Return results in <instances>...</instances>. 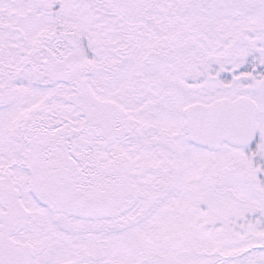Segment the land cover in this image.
Returning a JSON list of instances; mask_svg holds the SVG:
<instances>
[{
    "label": "rangeland",
    "instance_id": "1",
    "mask_svg": "<svg viewBox=\"0 0 264 264\" xmlns=\"http://www.w3.org/2000/svg\"><path fill=\"white\" fill-rule=\"evenodd\" d=\"M37 4H28L21 29L29 49L28 81L10 83V95L0 97V153L23 152L37 158L49 153L51 139L59 142L64 136L73 139L74 153H83L98 142L97 135L104 134L110 174L119 163L138 172L143 157L154 164L171 154L173 175L157 188L154 216L169 213L187 220V264H264V0H39ZM21 19L15 18L12 25ZM68 31L74 41L65 35ZM42 35L52 46L62 43L72 53L79 35L86 40L79 52L90 51L92 64L82 60L89 67L78 70L75 91L65 84H47L50 76L40 70L33 53ZM196 77L210 78L203 85L205 96L176 98L178 89L172 82L193 86ZM230 81L233 91L225 88ZM218 86L213 97L211 90ZM149 91L157 96L146 97ZM90 93L92 103L108 100L116 107L109 106L101 117L95 103L90 109L84 106ZM239 95L251 97L257 105L252 148L223 146L209 152L177 147L174 157V152L160 146L163 140L152 144L151 138L164 128L179 132L183 110ZM147 107H151L149 115L142 111ZM154 113L160 120L155 121ZM97 118L104 120L103 129ZM119 121L126 130L119 131ZM89 124L100 128L95 132ZM111 155L120 160L112 161ZM219 182L223 186L211 192ZM20 185L25 193V184ZM25 195V201L33 202L28 192ZM43 196L40 190L48 218L54 202ZM166 233L149 226L133 231L124 264H144L149 258V264L170 261L162 249L169 238ZM161 235L167 237L160 240ZM149 241L152 248H147Z\"/></svg>",
    "mask_w": 264,
    "mask_h": 264
},
{
    "label": "flooded vegetation",
    "instance_id": "2",
    "mask_svg": "<svg viewBox=\"0 0 264 264\" xmlns=\"http://www.w3.org/2000/svg\"><path fill=\"white\" fill-rule=\"evenodd\" d=\"M30 1L38 5L39 0H0V97L10 95V83L28 81L29 49L27 38L21 29L24 13L28 12ZM15 18L22 19L16 25H12ZM17 33L20 36L13 37V34ZM37 46L36 57L40 54V45ZM33 52L35 54V50ZM36 63L40 66V57L37 58ZM45 76L50 75L45 74ZM189 77L191 78L190 75ZM196 78L193 86H188L184 82H172L178 89L175 97L180 99L194 95L204 97L206 90L203 85L210 78L205 81L204 78ZM56 79L54 75L49 77L52 82ZM228 84L225 88L233 91L232 82ZM218 90L220 86L211 90L212 96ZM88 96L87 104L84 106L90 109L95 103L101 110V117L107 114L109 106L116 107L108 100L96 99L92 103V94ZM145 96L156 97L157 93L149 91ZM246 97L248 96L239 95L236 99L197 103L182 111L184 124L178 129L179 132L172 134V128H164L162 134L158 135L161 137L154 134L151 138L152 144L163 140L164 147L161 144L160 146L168 152H174V157L178 155L177 147L181 148V151L189 148L209 152L223 150V146L232 149L252 148L255 145L257 105L252 117L249 116L248 119L242 118L247 109L243 110L239 106L243 110L240 112V124L229 129L228 133L229 135L233 133L239 144L223 138L218 144L209 145L202 140L195 142L194 136L209 139L218 120L227 118V112L216 110V105L236 102ZM8 106L5 105L4 108L9 110ZM150 109L151 107H147L142 111L149 115ZM154 114L155 121L157 118L160 120L158 114ZM7 116L9 121V112ZM97 122L103 129L104 120L97 118ZM123 124L122 121L118 122L120 132L127 129ZM188 124L192 125V131L188 129ZM244 125L249 127L246 129ZM89 126L93 125L89 124ZM100 126L91 129L97 132ZM247 130H251L249 138L246 134ZM14 135L12 131L11 138ZM96 138L98 142L95 145L91 142L92 144L87 146L83 153H74L73 139L67 141L65 136L60 137L59 142L51 139L50 143L53 146L49 153L39 154L37 158L35 154L29 157L23 152L14 155L0 153V264H122L121 256L124 264L133 231L138 233L145 226H149L152 231H167L169 238L165 239L166 243L162 249L165 253H169L170 261L165 264H187L190 248L187 220L172 218L169 213L163 217L154 216L158 199L157 188L162 187L166 177L174 170L173 161L168 158L171 154L166 158L163 156L156 159L154 164H148L147 159L143 157L144 165H141V171L138 172L119 163L117 171L110 174L107 138L104 134L97 135ZM248 139H253L252 144L245 146ZM98 143L99 149H97ZM58 149L62 151L57 152ZM148 151L150 152V144ZM110 158L112 161L120 160V157L113 155ZM228 160L229 164L230 157ZM225 171L230 173L231 169L225 167ZM21 183L25 184L24 188H27L25 193L28 192L32 198L30 201L33 202L24 200L26 195L19 190V186L22 188ZM222 186L220 182L216 183L211 187V192L218 191ZM53 188L56 189L50 194L48 191ZM40 190H43L44 196L54 202V206L50 209L52 216L48 215V218L45 215V204L40 197ZM86 206H92L89 214L77 210V207L82 209ZM54 208L58 209L60 218L55 217ZM64 217L71 223L64 222ZM167 235H161L160 240ZM194 236L198 240L201 238L199 231H196ZM149 243L147 248H152L150 241ZM149 263L151 258L145 259L144 264Z\"/></svg>",
    "mask_w": 264,
    "mask_h": 264
},
{
    "label": "trees",
    "instance_id": "3",
    "mask_svg": "<svg viewBox=\"0 0 264 264\" xmlns=\"http://www.w3.org/2000/svg\"><path fill=\"white\" fill-rule=\"evenodd\" d=\"M76 31H79V29L76 28ZM43 35L42 37L40 36V39L35 45V54L38 47L37 45H40V54L37 55V58L40 57V70L44 74H48L50 76L54 75L57 77L54 82H49L47 84L49 86L56 85L58 83L65 84L68 89L75 91L77 88L76 82L79 80L80 75L78 70H81L80 68L84 67L85 65H88L89 67V64H84L82 60L86 59L88 63H91L92 61L90 51L89 53L86 51V55L83 54V52H79L80 49L84 47L83 43H85L86 40L82 39L84 37L79 35L77 39H75V42H77L76 51L72 53L71 49L69 47L63 46L62 43L60 45L55 44L52 46L51 44L54 43L46 42ZM60 35H62V33ZM65 35L69 36V41H74L73 36H70L69 31L66 32ZM61 37H63V35ZM56 43L59 42L57 41ZM86 49L89 50V47H86L85 50ZM85 74L87 76L88 72H85ZM79 88L81 90L83 87Z\"/></svg>",
    "mask_w": 264,
    "mask_h": 264
},
{
    "label": "water",
    "instance_id": "4",
    "mask_svg": "<svg viewBox=\"0 0 264 264\" xmlns=\"http://www.w3.org/2000/svg\"><path fill=\"white\" fill-rule=\"evenodd\" d=\"M239 106L241 108L247 109L246 113L243 114V119H248L250 118L249 116H251L253 114L254 108L252 107V102L247 99V98H242L239 99L236 102H227V103H220L218 105L215 106V109L222 112L225 111L227 112L228 116L227 118H225L224 120L220 121L218 120V122L216 123L215 127H214V132L212 134V136L209 137V139H202L197 137V135H194L196 138L195 142H198L200 140L208 143L209 145H216L218 144L223 138H227L228 140H231L233 142H236L237 144H239V141L235 139V135L232 133L231 135H229V129H231L232 127H236L238 125V123L240 124V112L243 111L242 109L239 108ZM244 127L247 129V127H249V125H244ZM188 129L190 131L193 130V127L191 124H188ZM251 130H247V137H250ZM251 143V140L248 139L245 143V145H249ZM127 175V174H126ZM130 185V183H129ZM56 189V188H55ZM55 189H51L48 192L50 194H53V191H55ZM92 209V206H86L85 208L80 209L79 207H77V210H80L81 212H86L87 214H89L88 212H90V210ZM89 210V211H88Z\"/></svg>",
    "mask_w": 264,
    "mask_h": 264
}]
</instances>
